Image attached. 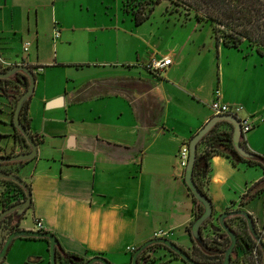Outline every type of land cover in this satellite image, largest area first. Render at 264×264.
I'll return each mask as SVG.
<instances>
[{"label": "crops", "instance_id": "crops-1", "mask_svg": "<svg viewBox=\"0 0 264 264\" xmlns=\"http://www.w3.org/2000/svg\"><path fill=\"white\" fill-rule=\"evenodd\" d=\"M171 13L176 26L170 32L141 35L124 0H0V58L10 65L6 70L25 65L36 77L25 118L40 141L37 157L16 165L32 197L18 229L33 230L39 219L66 253L84 262L102 256L111 264H131L129 248L161 229L206 264L222 263L205 255L188 231L196 203L177 157L215 116L210 104L217 91L222 103L255 117L241 143L264 157V57L247 43L237 49L209 41L193 18ZM191 21L197 26L185 28ZM164 56L173 65L157 77L145 64ZM23 93L20 85L0 82L11 111ZM0 123V149L3 138L9 145L14 137L12 151L0 157L26 152L14 129L5 128L8 122ZM263 178L260 165L212 156L204 187L213 206L210 237L221 230L219 215L243 210L264 244V191L241 204ZM5 190L1 181L0 212L7 208ZM13 231L0 226V250ZM241 234L230 264H248L251 242ZM166 250H156L150 264H187ZM1 264H50L49 242L18 238Z\"/></svg>", "mask_w": 264, "mask_h": 264}, {"label": "trees", "instance_id": "trees-1", "mask_svg": "<svg viewBox=\"0 0 264 264\" xmlns=\"http://www.w3.org/2000/svg\"><path fill=\"white\" fill-rule=\"evenodd\" d=\"M162 1H166L170 4L168 10L179 15L193 18L198 24L208 23L211 26V33L213 38L222 42V44L229 48L239 49L242 44L247 43L249 47L254 48L255 51L264 57V0H124L125 10L130 13L137 25H141L150 16V13L154 10L155 6ZM0 82L12 83L13 86L20 85L24 90L28 88L29 79L21 72L16 73L14 76L7 80H0ZM25 90V91H26ZM24 91V92H25ZM29 100L25 103L21 114L20 120L26 128L28 123L25 118L27 106ZM13 110V116H14ZM25 122V123H24ZM13 125V118L11 120ZM226 127L229 129L227 130ZM14 136L18 138L22 144H27L23 135L14 127ZM233 126L227 122H221L216 125L211 132L205 136L198 145V153L195 162L193 178L198 188L203 195L210 202V198L204 190L205 179L208 177L210 170V160L213 155H224L228 157L234 164L239 162H247L254 165H260L264 167V157L256 155L254 160H246L241 158L236 151L232 143ZM36 142H39V138L34 136ZM11 155V154H10ZM29 162H14L0 164L1 171L15 174V170L9 171L7 167H13L16 165H25ZM6 185V190L2 194L3 201L6 203V207L17 204L26 199L24 189L14 181L0 180ZM29 186V185H28ZM30 188V186H29ZM15 190V191H14ZM31 191V188H30ZM190 191V190H189ZM264 191V178L256 183L253 187L243 195L241 204L252 201L256 196ZM16 193V194H14ZM191 193V192H190ZM192 195V194H191ZM193 196V195H192ZM194 198V197H193ZM196 203V215L195 220L200 218L203 213L202 205L194 198ZM212 203V202H211ZM32 205V203H31ZM30 205V207H31ZM25 214L19 216L18 220H14V215H9L5 220H11L13 223L12 230L18 229L20 220ZM231 219H238L242 222L239 225L241 233H245L248 236L251 244L248 246L245 254V259L248 264H262L263 251L252 239L248 232L246 221L242 217L229 218L226 222L228 226L237 234L238 244L243 240L242 234L237 232L230 224ZM2 223H4V221ZM209 222L207 220L202 228ZM0 224V226L2 225ZM194 223V222H193ZM202 228L200 234L202 235ZM191 228H188L190 232ZM214 237L210 241H207L206 237H203V242L200 244L195 242L198 248L207 256L211 258L219 259V262H223L225 251L230 245V239L224 231L216 229L214 230ZM161 245L151 246L157 250ZM148 248V249H149ZM165 248V247H164ZM167 249V248H165ZM168 250V249H167ZM170 251V250H168ZM173 257H178L176 254L170 251ZM236 253V248L233 254ZM256 253V257L255 254ZM57 257L66 260L70 264H84V260L74 255L66 253L58 242Z\"/></svg>", "mask_w": 264, "mask_h": 264}, {"label": "water", "instance_id": "water-1", "mask_svg": "<svg viewBox=\"0 0 264 264\" xmlns=\"http://www.w3.org/2000/svg\"><path fill=\"white\" fill-rule=\"evenodd\" d=\"M21 72L24 75H26L29 79V85L27 90L20 96V98L17 101L14 116H13V125L14 127L23 135L25 138L27 144L30 146V150L28 152L16 154V155H9V156H1L0 157V164L4 163H14V162H30L34 160L38 155V146L34 139V136L28 131L26 126H24L20 120V114L21 111L25 105V103L31 98V96L34 93L35 84H36V77L35 74L32 72V70L25 65H15L11 67L10 69L2 72L0 71V80H7L10 77L14 76L16 73ZM221 122H227L233 126V134H232V143L234 146V150L236 153L243 159L246 160H254L256 158V155L254 153L249 152L244 148V146L241 143V137H242V127L240 120L233 116V115H218L212 117L201 129L198 131L190 140L189 142V150H190V156H189V162L187 165V168L185 170V183L190 190L193 197L202 205L203 207V213L200 216L199 219L194 221V223L191 226L190 229V235L193 238L195 242L202 243L203 237L200 234V229L205 224L207 220H210L213 217V206L212 203L206 199V197L203 195L201 190L198 188L197 184L194 181L193 178V172L195 167V162L197 158L198 153V145L201 142V140L207 136L211 130L218 125ZM0 180H11L19 184L25 191L26 199L10 206L9 208L4 209L0 212V224L3 220H5L9 215H22L27 212V210L30 208L32 197H31V191L28 186V184L21 179L18 175L4 172L0 170ZM233 217H242L245 219L248 232L250 236L253 238V240L257 243V245L261 248L263 251V260L262 264H264V244L262 242V239L257 232L254 221L250 214L243 210H233L224 212L221 215L218 216V225L224 233L227 234V236L230 239V245L225 251L224 260L221 264H230L231 262V256L238 244V236L237 234L228 226L227 220L229 218ZM18 238H42L47 239L49 242V259L50 264H58V257H57V248H58V240L54 236V234L50 232H37L33 230H22L17 229L11 232L1 250H0V264L4 261L6 254L8 252V248L11 246V244L14 242V240ZM155 245H161L174 254H176L180 259H182L187 264H206L201 263L193 260L188 253L180 248L178 245H176L174 242H172L169 239H153L139 248H137L132 256V262L131 264H138L139 257L142 253H144L149 247L155 246ZM84 264H111L108 260L103 258L102 256H94L87 260Z\"/></svg>", "mask_w": 264, "mask_h": 264}, {"label": "built area", "instance_id": "built-area-1", "mask_svg": "<svg viewBox=\"0 0 264 264\" xmlns=\"http://www.w3.org/2000/svg\"><path fill=\"white\" fill-rule=\"evenodd\" d=\"M60 36V32L58 29H55L54 31V38L57 39ZM29 47V44H26L25 50H27ZM173 65V58L171 56H164L162 58H156L149 60L145 66L148 69V71L152 74H154L157 77H161V74L164 73V71ZM4 66V68H3ZM7 67H10L9 64H5L4 61L0 58V71L6 70ZM42 69H34L35 73H38ZM3 72V71H2ZM210 108L215 116L218 115H233L237 117L240 120L242 132L243 133H249L254 125H255V117L249 116V115H243L244 109L241 105H228L224 104L220 100V93L219 91L216 92V98L215 100L210 104ZM189 156H190V150L189 145H185L182 147L178 153V164L180 168L182 169L185 177V170L187 168L188 162H189ZM34 231L37 232H44V224L41 220L36 219L34 221ZM170 235L169 231L158 229L154 232L153 239H168ZM130 251L134 252V248H129ZM154 248L147 249L144 253L141 254L139 258V263L141 264H150L152 261L153 255L155 253ZM255 257H256V253Z\"/></svg>", "mask_w": 264, "mask_h": 264}, {"label": "rangeland", "instance_id": "rangeland-1", "mask_svg": "<svg viewBox=\"0 0 264 264\" xmlns=\"http://www.w3.org/2000/svg\"><path fill=\"white\" fill-rule=\"evenodd\" d=\"M170 6L169 3H167L166 1H162L160 2L159 4H157L154 8V10L150 13V16L147 20H145L140 26V34L143 35L145 33H153L154 35H158V34H164L165 32H170L171 29L174 28V26H176V22L173 20V16H172V13L168 10V7ZM195 26H197L195 24L194 21H191V25H188L187 27L185 28H194ZM196 28H198L200 31L203 30V34L205 36V39H209L210 40H214L215 39L213 37H211V26L210 24L208 23H202V24H199ZM213 38V39H212ZM155 39H157V36L155 37ZM213 41V43H214ZM26 90V89H25ZM24 90V91H25ZM0 101H1V105L6 109V115L5 114H2L0 112V119H2V121H7L8 122V125L7 127L5 128H9L11 129V127L13 128V125L11 124V120L13 118V111H11L8 107H7V104H6V101L4 98L0 97ZM5 119V120H3ZM1 125V123H0ZM2 128H4L3 125H1ZM3 148L0 149V153H2V151H6V153H10L14 147V137H12V139L10 140L9 142V145L5 144L6 142V139L3 138ZM24 145V144H23ZM25 150L26 152L29 151V147H26V144H25ZM18 166H15L14 168H8L7 170L9 171H13V170H17ZM15 191V190H14ZM16 194V193H14ZM19 216L18 215H14L13 216V219L14 220H18ZM209 223H210V220L209 222L202 228V236L206 237L207 238V241H210L212 237L209 236V231L211 230L209 228ZM230 224L232 227H234V229L236 231H238L240 234H241V230L239 228V225L242 224V222L238 219H231L230 220ZM13 223L11 222V220H5L4 223H2L1 227H3L4 229L5 228H10L12 229ZM166 249L164 247H158L157 248V251L158 253L159 252H163L165 251ZM167 251V250H166ZM61 264H70V263H65V262H61Z\"/></svg>", "mask_w": 264, "mask_h": 264}, {"label": "flooded vegetation", "instance_id": "flooded-vegetation-1", "mask_svg": "<svg viewBox=\"0 0 264 264\" xmlns=\"http://www.w3.org/2000/svg\"><path fill=\"white\" fill-rule=\"evenodd\" d=\"M187 252V251H186ZM188 253V255L193 259V260H195V261H197V262H201V263H205L204 261H202V260H200L199 258H197L196 256H195V254L194 253H189V252H187Z\"/></svg>", "mask_w": 264, "mask_h": 264}]
</instances>
